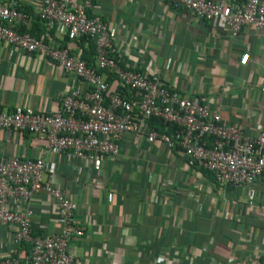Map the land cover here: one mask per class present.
<instances>
[{
	"label": "crops",
	"instance_id": "0c3cea01",
	"mask_svg": "<svg viewBox=\"0 0 264 264\" xmlns=\"http://www.w3.org/2000/svg\"><path fill=\"white\" fill-rule=\"evenodd\" d=\"M18 1L30 8L37 0ZM89 13L109 26L124 67L156 71L170 88L198 95L249 135L264 128V29L247 25L232 37L164 0H95ZM79 47L93 59L85 40ZM74 83L41 53L0 42V110L21 105L50 113ZM0 139V158L42 157L51 184L70 192L84 234L67 249L79 264H241L262 256L263 179L221 187L210 173L188 167L179 147L139 134L98 162L67 150L44 152V141L29 133L0 131ZM32 208L34 231H60L49 195L34 196ZM28 248L0 226V260Z\"/></svg>",
	"mask_w": 264,
	"mask_h": 264
},
{
	"label": "built area",
	"instance_id": "2783aa9c",
	"mask_svg": "<svg viewBox=\"0 0 264 264\" xmlns=\"http://www.w3.org/2000/svg\"><path fill=\"white\" fill-rule=\"evenodd\" d=\"M94 1L37 0L27 8L18 0H0V42L41 53L75 79L50 113L21 105L1 109L0 131L36 135L45 143L44 152L67 150L84 162L114 158L124 138L139 134L148 143L179 147L188 167L210 173L221 187L264 180V128L249 135L198 95L170 88L156 71L124 67L115 56L109 26L89 13ZM164 1L232 37L247 25L264 29V0ZM36 19L39 32L33 31ZM81 40L93 50L89 62L82 56ZM152 118L164 125L162 131L149 125ZM48 176L42 157L0 158V226L17 247L29 246L22 256H8L0 264H79L67 249L70 240L84 234L76 222V203ZM41 192L55 203L61 223L57 233L34 231L32 199ZM241 264H264V250L258 259Z\"/></svg>",
	"mask_w": 264,
	"mask_h": 264
},
{
	"label": "trees",
	"instance_id": "16d2710c",
	"mask_svg": "<svg viewBox=\"0 0 264 264\" xmlns=\"http://www.w3.org/2000/svg\"><path fill=\"white\" fill-rule=\"evenodd\" d=\"M39 26L42 27L41 23L36 19L35 22H34V24H33V27L36 28V31L34 29H33V31L39 32L41 30V29L38 30ZM90 48H91V46H90ZM83 58L89 62V60L87 59L86 56H83ZM149 125L151 127H154L157 130H160V131L163 130V126H164L160 121H158L156 119H153V118L149 121Z\"/></svg>",
	"mask_w": 264,
	"mask_h": 264
}]
</instances>
